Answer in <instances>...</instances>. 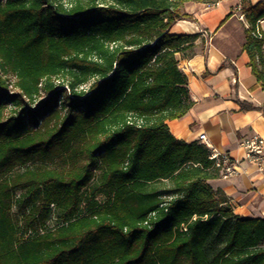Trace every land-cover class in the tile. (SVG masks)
<instances>
[{
    "label": "trees",
    "instance_id": "obj_1",
    "mask_svg": "<svg viewBox=\"0 0 264 264\" xmlns=\"http://www.w3.org/2000/svg\"><path fill=\"white\" fill-rule=\"evenodd\" d=\"M189 1L0 0V264H264V218L166 124L192 106ZM238 1L264 91V0Z\"/></svg>",
    "mask_w": 264,
    "mask_h": 264
},
{
    "label": "crops",
    "instance_id": "obj_2",
    "mask_svg": "<svg viewBox=\"0 0 264 264\" xmlns=\"http://www.w3.org/2000/svg\"><path fill=\"white\" fill-rule=\"evenodd\" d=\"M261 0H249L255 5ZM184 4L191 19L177 20L170 34H197L191 55L176 54L178 67L185 75L192 101L191 108L179 119L168 121L170 134L183 143L207 142L219 154L237 160V173L229 178L207 181L213 191L224 197L240 218H264V176L245 160L240 142L257 134L264 139V91L251 72L243 49L248 28L240 18L238 0H214ZM230 14L229 18H224ZM257 29L264 35V20ZM243 106H252L242 109Z\"/></svg>",
    "mask_w": 264,
    "mask_h": 264
},
{
    "label": "built area",
    "instance_id": "obj_3",
    "mask_svg": "<svg viewBox=\"0 0 264 264\" xmlns=\"http://www.w3.org/2000/svg\"><path fill=\"white\" fill-rule=\"evenodd\" d=\"M212 4L216 5V3ZM239 17L242 18L243 14ZM256 35L258 37L261 36L258 30ZM198 141L209 150V159L215 161V167L219 169L221 178H229L237 173V160L230 159L226 154L217 153L207 142L205 134H200ZM240 146L245 150V160L253 164L258 172L264 176V139L257 134H253L244 138L240 142Z\"/></svg>",
    "mask_w": 264,
    "mask_h": 264
},
{
    "label": "rangeland",
    "instance_id": "obj_4",
    "mask_svg": "<svg viewBox=\"0 0 264 264\" xmlns=\"http://www.w3.org/2000/svg\"><path fill=\"white\" fill-rule=\"evenodd\" d=\"M104 2H108V0H103ZM214 0H202L201 3H203L204 6H208V7H211L212 6V2ZM191 2H194V1H189V2H186L185 4H188V3H191ZM184 6V5H183ZM92 184V183H91ZM97 200H103V197L101 195L97 196ZM55 219H51L49 222H48V226L49 227H53L55 226Z\"/></svg>",
    "mask_w": 264,
    "mask_h": 264
}]
</instances>
